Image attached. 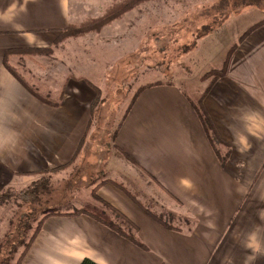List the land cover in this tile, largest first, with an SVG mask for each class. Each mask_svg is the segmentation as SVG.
<instances>
[{"label": "crops", "instance_id": "crops-1", "mask_svg": "<svg viewBox=\"0 0 264 264\" xmlns=\"http://www.w3.org/2000/svg\"><path fill=\"white\" fill-rule=\"evenodd\" d=\"M81 1L0 0V168L13 176L47 172L72 159L86 133L94 92L87 81L70 80L56 95L59 104H46L8 71L3 56L11 49L52 47L76 20L75 4ZM201 1L210 9L196 24L200 38L225 39L218 56L236 44L226 75L204 98L218 134L230 146L225 164L210 145L188 93L174 82L160 80L140 92L113 142L146 172L124 158L104 160L105 169L98 161L93 166L101 170L97 173L102 180L128 186L127 179L110 176L113 162L124 159L132 164L125 169L136 177L144 172L155 180L154 193L171 198L172 222H166L172 228L106 182L96 194L138 227L137 236L147 251L87 215H52L20 264H78L83 258L99 264H264V23L235 42L237 36L222 29L248 8L236 12L234 0ZM259 21L264 18L253 24ZM34 85L48 94L42 90L46 86ZM147 187L155 189L148 182ZM88 189L90 194L92 187ZM128 191L140 200L135 179Z\"/></svg>", "mask_w": 264, "mask_h": 264}, {"label": "rangeland", "instance_id": "rangeland-1", "mask_svg": "<svg viewBox=\"0 0 264 264\" xmlns=\"http://www.w3.org/2000/svg\"><path fill=\"white\" fill-rule=\"evenodd\" d=\"M126 1L82 0L76 3V20L69 24V30L60 33L52 47L28 49L25 54L13 56L16 59L11 57L8 60L10 67L29 86L35 88L34 83L41 84L46 86L42 88L44 93H48L46 96L55 94L54 101H58L57 93L70 80L83 79L88 84H96L99 89L98 103L90 112L86 133L80 140L82 147L70 165L51 175L38 172L26 177L13 176V173L0 168V243L8 237V249L13 240L23 239L13 254L11 264H15L24 243L45 212L69 213L78 204L102 208L100 202L89 198L92 189L89 194L88 188H94L103 181L99 175L101 172L97 173L98 168L93 165L98 161L105 169L108 166L104 160L126 159L113 145L114 136L141 85L169 80L184 88L193 98L206 87L207 82L202 81L201 76L223 65L225 55L217 54L225 39L200 38V31H195L202 12L210 9V6L201 5V0H138L120 17L97 23L106 18L109 7H117ZM245 1L256 5L242 6ZM234 2L236 12L244 8L251 10L233 20L228 19L222 29L230 36L234 33L237 38L233 40L238 42L242 31L264 18V0ZM225 3L220 5L222 9ZM225 8L231 10V7ZM36 49L38 51H33ZM114 62H118L116 67ZM124 159L113 162L115 172L110 176L117 181L127 179L128 186H123L127 190L135 179L142 191L138 201L143 207L172 222L168 218L172 213L169 195H156V181L142 170L143 173L139 172L142 179L136 177L125 169V165L132 164ZM48 177L46 184L44 179ZM147 182L155 189L147 187ZM42 183L48 189L38 188L41 192L38 201L27 200L25 193ZM165 197L169 200L166 201ZM88 199L90 203H86ZM178 221L175 220L176 225ZM25 229L27 231L22 235Z\"/></svg>", "mask_w": 264, "mask_h": 264}, {"label": "trees", "instance_id": "trees-1", "mask_svg": "<svg viewBox=\"0 0 264 264\" xmlns=\"http://www.w3.org/2000/svg\"><path fill=\"white\" fill-rule=\"evenodd\" d=\"M137 2H138V0H127L126 2L120 4L119 6H117L118 5L117 4L116 5L117 7H114L115 9L113 7L112 8L109 7L110 9L109 8L107 9L108 13L106 15V18L98 20L97 23L108 22L109 20L116 19V18L120 17V15H122V13H124L127 10L133 8V6H135ZM251 3L252 2L245 1L244 3H242V6H245V4H247V5L249 4L250 5ZM263 23H264V21H259V22L255 23V24H253L251 27H249V29H247L244 33H242V35L238 38L239 39L238 41L242 40L248 33L253 31L257 26H259V25H261ZM69 28H70V26L68 25L62 32L69 30ZM235 48H236V44L232 45L228 49V51L225 54V59H224L223 65L221 67L212 68V69L206 71L201 76L202 81L207 82L206 83V87L203 89V91L199 95H197L196 97H193V98L188 95V100H189L190 104L192 105V107H193V109H194V111H195V113H196V115H197V117H198V119H199V121H200V123L202 125L204 133H205L210 145L212 146L216 156L218 157L219 162L222 165L225 164V162H226V160H227V158H228V156L230 154V146L218 134V132H217L215 126H214V123L212 122L211 117H210L208 111L206 110V108L204 106V98H205L206 94L210 91V89L214 85V83L219 78H222V77H224L226 75L227 67H228L230 58H231ZM26 50H28V49H26ZM26 50H17V49L7 50L5 52V54H4V56H3L4 65L6 66L8 71L34 97H36L37 99H39L40 101H42V102H44L46 104H49V105H52V106H57L59 104V100L58 101H54V100L50 99L48 96L38 92L35 88H33V87L29 86L28 84H26V82L22 78L19 77V75L12 69V67H10L8 60L11 57H13V56H16V55H19V54H25ZM33 51H38V49L33 50ZM161 83L162 82H160V81H155V82H152V83H147V84L141 85L139 90L136 91V94L134 95V98L131 101L130 106L133 105V103L135 102L136 98L138 97V95L140 94V92L143 89H145V88H147L149 86H153V85H157V84H161ZM89 85L91 86V88H92V90L94 92V96H93V99H92V102H91V108H90V110L93 111L94 106H96V104L98 103V98H99V92L98 91H99V89H98L97 86H95L92 83H90ZM129 109H128V111H129ZM126 114L127 113H125V115ZM125 115H124V117H125ZM118 128H119V125H118L117 129ZM116 132H117V130H116ZM116 132H115V134H116ZM81 147H82V141L79 143L78 148H77L74 156L72 157V159L68 163H66L65 165H63L61 167H56L55 169L49 170L47 172L45 171V173H43V174L47 173V174L51 175V173L58 172L59 170H62L64 168H66L73 161H75V159L77 158L78 152L81 149ZM119 151L122 153V155H124V157H126L127 160H129L134 165H136L137 167H139L140 169L145 171V169L140 165V163L134 157H132L130 154H128L127 152L123 151L122 149H119ZM48 180H49V177L45 178L44 179V183L46 181L48 182ZM47 182H46V184H47ZM106 182H111L114 185L118 186L142 210H144L154 220L158 221L160 224L164 225L165 227L172 228L160 216H157V215L153 214L147 208H144L143 205L138 200H136V198L127 189H125L122 184L117 183L116 181H111V180L106 179V180H103L101 183H99L97 186H99V185L101 186V184H104ZM44 183H42V184H40L38 186L36 185L30 191H28V193H25V198L27 200H29L30 202L38 201L39 195L41 194V192H39V189H41V190H47L48 189L47 185H46V187H43ZM97 186L92 188L91 195H92V197L95 200H97L98 202H100L102 204V208L96 207L94 205L87 204V205H85L83 207L75 208L72 212H69V213H59V212H56V210L45 212L43 214L42 219L40 221H38L39 223H37V225L35 226L32 234L30 235V237L28 239V241L24 243V247H23L22 251L19 253L18 257L16 258L15 264H20L22 258L24 257V255L28 251L29 247L31 246L32 242L34 241L36 235L41 230V226H42L44 220L47 217L52 216V215H62V216H77V215H81V214L87 215V216L91 217L92 219L96 220L97 222L101 223L102 225L106 226L107 228H109L113 232L117 233L121 237L131 241L133 244H135L140 249L147 251L148 247L137 236L138 227L128 217H126L122 212H120L118 209H116L110 203H108V202L104 201L103 199H101L96 194ZM22 197H24V196H22ZM26 231L27 230L25 229L23 231L22 235ZM19 240L20 239H15V241L13 240V243H12L11 247L8 248V249H7V244L9 242L8 237L4 238V243H0V264H11L13 254H15L17 252V248L21 245L23 239H21L20 241ZM78 264H99V263L93 261L90 258H83Z\"/></svg>", "mask_w": 264, "mask_h": 264}]
</instances>
